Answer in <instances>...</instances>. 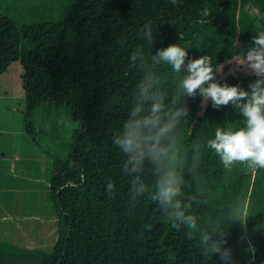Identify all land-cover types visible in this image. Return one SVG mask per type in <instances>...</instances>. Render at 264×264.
<instances>
[{"label": "trees", "instance_id": "1", "mask_svg": "<svg viewBox=\"0 0 264 264\" xmlns=\"http://www.w3.org/2000/svg\"><path fill=\"white\" fill-rule=\"evenodd\" d=\"M204 9L207 17L201 14ZM149 21L157 37L151 51L178 42L190 47V57L208 55L222 65L240 52V43L264 30V0H177L175 5L171 0H74L63 21L23 27L0 14V82L18 78L15 93L23 97L26 135L37 143L43 134L33 117L45 106L66 105L75 126L69 152L54 159L49 181L56 216L52 253L36 251L32 243L20 247L16 242L21 241L14 240L18 236L10 237L12 243L4 236L0 264H216L217 257L204 255L197 240L172 229L154 202L147 197L130 201L128 179L120 172L122 157L111 142L139 75L127 58ZM236 68L234 74L250 73ZM160 74L170 100L174 77L167 68ZM254 79L231 75L221 84L247 89ZM0 87L10 95L3 83ZM201 102L198 94L180 101L190 112L181 126L187 151L185 194L194 198L193 210L205 223L219 219L236 199L248 200L250 217L244 226L229 225L228 244L238 264H249L244 248L250 240L255 264H264V170L246 163L227 170L204 147L217 125L242 118L231 104L217 109L210 100L199 117ZM109 177L117 185L111 196L106 192ZM3 231L8 227H0Z\"/></svg>", "mask_w": 264, "mask_h": 264}, {"label": "clouds", "instance_id": "2", "mask_svg": "<svg viewBox=\"0 0 264 264\" xmlns=\"http://www.w3.org/2000/svg\"><path fill=\"white\" fill-rule=\"evenodd\" d=\"M171 3L175 5L177 0ZM201 14L207 17L208 9ZM155 29L151 21L144 23L137 34L141 43L128 55L130 67L139 75L125 118L111 138L122 157L120 172L128 179L129 199L135 202L147 197L154 202L171 228L184 230L189 239L197 240L204 255L209 259L217 257L216 264H238L228 244V227L236 223L246 225L252 205L238 198L219 219L207 223L194 212V198L185 194L187 151L181 128L190 112L186 105L180 106V101L198 94L204 104L210 100L213 108L231 104L242 119L235 124L217 125L204 147L227 170L237 163L264 170V30L254 33L252 46L244 55L237 51L221 65L208 55L190 57V47L178 42L151 51L157 41ZM227 63L246 67L255 77L247 89L214 80L217 71H222ZM162 68L169 69L174 77L175 91L170 100L162 88ZM58 123H65V118ZM193 147L198 156L201 145ZM116 190V181L109 177L107 194L111 196ZM240 239L247 240V233L243 232ZM244 252L249 264H255L256 247L250 240Z\"/></svg>", "mask_w": 264, "mask_h": 264}, {"label": "rangeland", "instance_id": "3", "mask_svg": "<svg viewBox=\"0 0 264 264\" xmlns=\"http://www.w3.org/2000/svg\"><path fill=\"white\" fill-rule=\"evenodd\" d=\"M73 4L74 0H0V14L12 18L22 27L59 23L69 15ZM248 10L256 13L253 7ZM236 69L228 74L242 78L253 76L243 72L234 74ZM17 79L11 75L10 79L0 82V86L3 83L10 90V95H6L1 93L0 87V164L8 167V171L0 167V189L1 185L6 187L0 190V227H8V231L0 232V237L5 236L12 243L10 237L18 236L14 240L21 242L16 245L25 247L32 243L34 250L52 253L56 242L52 231L56 216L49 181L54 159L66 157L69 152L75 126L66 105L42 107L34 114L33 121L43 129V134L37 137L38 144L34 142L25 133L24 101L18 96L20 93H15L18 91ZM61 118H65V123H58ZM3 156L11 161L3 160ZM14 172L18 176L13 177Z\"/></svg>", "mask_w": 264, "mask_h": 264}, {"label": "water", "instance_id": "4", "mask_svg": "<svg viewBox=\"0 0 264 264\" xmlns=\"http://www.w3.org/2000/svg\"><path fill=\"white\" fill-rule=\"evenodd\" d=\"M252 45H251V42H247V43H242V45H240V55H244L247 51H248V49L251 47ZM225 79H227V77L225 78ZM225 79H222L221 78V76L219 75V71H217V74H216V76L214 77V80L216 81V82H219V83H221L222 81H224ZM203 105V106H202ZM205 104H204V102L202 101L200 104H198V106H197V109H196V111H197V114H198V116L200 117V116H202L204 113H205V111H206V108H205V106H204ZM198 121V119H196V122Z\"/></svg>", "mask_w": 264, "mask_h": 264}, {"label": "bare ground", "instance_id": "5", "mask_svg": "<svg viewBox=\"0 0 264 264\" xmlns=\"http://www.w3.org/2000/svg\"><path fill=\"white\" fill-rule=\"evenodd\" d=\"M227 67L229 68V69H227ZM237 66L234 64V63H227V64H225L224 66H223V68H222V70H223V72L221 73L220 71H219V75L221 76V78L222 79H225L226 77H228V72H232V68L234 69V68H236ZM239 69H243L244 67H238ZM222 74H224V76H222Z\"/></svg>", "mask_w": 264, "mask_h": 264}, {"label": "crops", "instance_id": "6", "mask_svg": "<svg viewBox=\"0 0 264 264\" xmlns=\"http://www.w3.org/2000/svg\"><path fill=\"white\" fill-rule=\"evenodd\" d=\"M2 158H3V160H5V161H8V162L11 161L10 159H6V156H3ZM0 167L3 168V169H5L6 171H8V167H4V166L2 165V163L0 164ZM11 175H13V177H14V176L17 175V174H16V172H14V173H12ZM17 176H18V175H17ZM1 186H2L1 189H5V188H6V187L3 186V185H1ZM1 189H0V190H1ZM3 192H5V190H4Z\"/></svg>", "mask_w": 264, "mask_h": 264}]
</instances>
